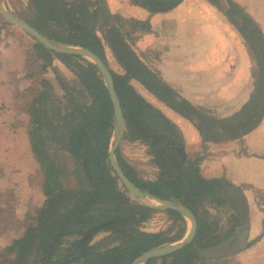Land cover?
Returning <instances> with one entry per match:
<instances>
[{"label":"trees","instance_id":"16d2710c","mask_svg":"<svg viewBox=\"0 0 264 264\" xmlns=\"http://www.w3.org/2000/svg\"><path fill=\"white\" fill-rule=\"evenodd\" d=\"M180 1L132 0L151 13L167 11ZM208 1L220 7V0ZM10 12L47 38L87 47L102 59L111 72L123 111L124 139L150 141V130L179 138L174 124L136 92L130 79H136L183 115L197 111L185 100L177 103L175 91L131 49L128 42L134 40V33L149 29L146 21L111 13L105 0H26L22 9ZM225 15L256 52L262 66L264 35L258 25L233 3L227 7ZM3 23L10 26L5 19ZM106 48L123 73L109 67ZM28 51L25 71L33 80V86L28 88L30 98L25 102L30 117L28 134L40 164L43 193L47 198H56L57 203L49 213L39 209L15 221L16 228L28 219L23 233L0 251V264H44L62 251L63 259H69L62 264H131L142 252L182 238L188 225L175 210L164 211L169 223L163 230L140 229L157 210L134 201L109 164L107 152L113 130V106L95 64L80 55L54 52L35 40ZM54 58L74 75L73 79L66 78L52 66ZM48 69L54 72L61 95L44 76ZM263 113L264 82L258 77L249 100L240 110L222 119L202 117L214 123L224 136L236 138L253 129ZM115 157L138 189L157 198L182 203L196 217L197 230L191 243L143 264H208L198 254V249L221 242L239 221L238 214L230 215L229 226L221 231L210 222L213 216L206 208L207 204L221 206L229 201V183L221 178L203 177L199 172L200 155L175 166L157 157L160 170L156 180L140 178L119 149ZM4 221L10 222L9 219ZM92 228L96 229L80 243ZM102 229L110 230V234L89 244L93 233ZM70 238L74 239L61 250Z\"/></svg>","mask_w":264,"mask_h":264},{"label":"crops","instance_id":"0c3cea01","mask_svg":"<svg viewBox=\"0 0 264 264\" xmlns=\"http://www.w3.org/2000/svg\"><path fill=\"white\" fill-rule=\"evenodd\" d=\"M21 2L26 4V0ZM105 2L111 13L149 24L148 30L134 33V40L128 42L131 49L175 91L177 103L185 100L197 109L195 113L190 111L183 115L136 79H130L136 92L176 127L179 138L167 136L177 142L178 154H173V164L157 156L153 148L155 142L150 137L152 130L149 131L150 141L146 142L124 139V130L118 147L121 154L145 180L158 178L157 157L175 166L200 155V174L205 178L224 179L229 186H234L243 194L248 214L246 247L228 256L204 259L208 264H264V113L253 129L236 138L224 136L214 123H208L202 117L222 119L231 116L249 100L258 77L264 82V56L260 59L263 60L261 66L256 52L225 15L232 3L238 5L264 35V0H220V7L208 0H181L167 11L154 13L132 0ZM4 5L9 12L13 9L9 0H4ZM2 17L0 12V208L21 218L35 209L44 211L49 199L43 193L40 164L31 148L30 117L25 106L29 99L28 88L33 85V80L26 76L25 65L34 39L9 22L10 26L5 25ZM106 57L108 65H113L112 70L124 72L109 48H106ZM52 66L63 73L66 69L56 58L52 60ZM44 76L54 85L52 69H48ZM20 97L26 99L20 103ZM180 147H183L185 157L180 154ZM229 186V201L221 206L207 204L206 208L214 213L213 209L231 206V215L238 214L239 217L235 226L238 237L241 232L238 229L239 204L233 205L230 194H236ZM150 221L158 223L153 231L163 230L169 223L163 210H157L141 225ZM233 232L231 236L234 237ZM18 234L0 236L3 241L0 247ZM109 234L98 231L89 244Z\"/></svg>","mask_w":264,"mask_h":264},{"label":"water","instance_id":"95a60500","mask_svg":"<svg viewBox=\"0 0 264 264\" xmlns=\"http://www.w3.org/2000/svg\"><path fill=\"white\" fill-rule=\"evenodd\" d=\"M0 12L7 22L20 28L25 33H27L32 39L41 43L46 48L58 53L80 55L95 64L102 77V80L108 91L113 106V130L109 139L108 152H107L108 161L112 170L118 177L120 183L126 189L129 196L138 204L149 207L154 210H163V211L169 209L175 210L178 213H180L188 222V229L185 232V234L182 236V238H180L175 242L165 244L159 247L151 248L147 251L142 252L141 254H139L137 257L134 258L131 264H143L146 260L150 258L167 255L191 243L194 240L197 230V221L193 212L182 203H179L174 200L157 198L151 196L146 192L141 191L128 179V177L123 172L122 168L119 166L117 162V159L115 157V151L118 149L119 144L123 138V134L125 130V120L119 98L114 89L113 77L111 75L108 66L102 61V59H100L93 51H91L87 47L63 44L47 38L46 36L41 34L37 29L31 26L29 23L12 15L6 9L4 5V0H0ZM150 137L152 141L167 142L169 139L165 135L154 130L150 131ZM179 152L183 157H185L183 147L179 148ZM229 189H231L232 193L236 194L234 200L239 204L241 226L238 227V229L240 230L241 227H244V229H242V231L238 234L237 239L234 241H233L234 237L230 236L228 239L216 245L207 248L198 249L199 255L202 256L203 258H218V257L228 256L232 253L242 250L247 245L248 214L246 208V200L243 194L239 193L234 186L230 185ZM56 203H57L56 198L54 197L49 198L46 202L44 212L45 213L51 212L55 207ZM94 229L96 228H92L89 232H87L86 235L80 240V243H83L86 240V238L89 236L90 232L93 231ZM68 261L69 259L56 261V258L53 257L52 260L47 259L44 264H62Z\"/></svg>","mask_w":264,"mask_h":264},{"label":"rangeland","instance_id":"374dc122","mask_svg":"<svg viewBox=\"0 0 264 264\" xmlns=\"http://www.w3.org/2000/svg\"><path fill=\"white\" fill-rule=\"evenodd\" d=\"M20 1V2H19ZM9 3L11 5V7L13 9H22L24 7V3L21 2V0H9ZM109 67H113V65H110L109 64ZM66 68V67H65ZM119 69L121 67H118ZM63 75L68 78V79H73L74 78V75L66 68ZM53 85V84H52ZM33 86V85H32ZM54 89H55V92L58 94V95H61L62 94V90L61 88L59 87V84L56 80V78L54 79V85H53ZM141 88V87H140ZM142 90L145 91V89L142 87L141 88ZM27 97L30 98V94L28 96L27 94ZM26 98H22L20 97L19 100H20V103L22 101H24ZM140 147V146H138ZM141 148V147H140ZM231 206L229 207H222L220 209H217V210H214V213H212V216L213 218L211 219L210 222L213 223L214 226H216L219 230L221 231H224L228 226H229V219H230V215L232 213L231 211ZM35 213L37 212L36 209L34 211ZM34 212H30L31 214H34ZM11 212L6 210V209H1L0 208V232L3 231L2 234H0V236L2 235H7V236H11L13 233L15 232H18L19 236L23 233L26 225H27V222H28V219L25 221L26 223L25 224H21V226H18V227H14V223L15 221L19 219V216L16 217V215L13 214V216L10 214ZM5 219H9L10 222H5L4 220ZM157 222V220H155ZM24 226V227H23ZM158 227V223H153L152 221H150L148 224H143L140 226V229L143 230V231H153L154 229H156ZM19 230V231H18ZM100 232L102 233H105V232H109L110 233V230L108 229H102L100 230ZM18 236V237H19ZM17 238V237H16ZM73 240V239H67L66 242L63 243L62 245V249L63 250L64 246L67 247L68 246V243ZM3 241H0V244H2ZM10 243V242H9ZM8 243V244H9ZM250 244L251 241L249 242ZM6 244V245H8ZM5 245V246H6ZM1 246V245H0ZM0 247V251L5 247ZM56 258V261L57 260H66V259H63L64 257V254L62 252L58 253L57 255L54 256Z\"/></svg>","mask_w":264,"mask_h":264},{"label":"flooded vegetation","instance_id":"af4514ba","mask_svg":"<svg viewBox=\"0 0 264 264\" xmlns=\"http://www.w3.org/2000/svg\"><path fill=\"white\" fill-rule=\"evenodd\" d=\"M164 135V134H163ZM166 137H168L169 139H168V141L167 142H162V141H154L155 142V144H154V152H155V154L157 155V156H162L163 157V159H165L166 160V162H171V164H173L174 163V160L172 159V156H173V154H175V153H177L178 154V150H176V143L177 142H174L173 140H171V138L169 137V136H167L166 135ZM153 144V143H152ZM164 155H166L167 157H165ZM172 159V160H171ZM231 196H232V202H233V205L234 206H237L238 204H237V202L234 200V198H235V195H233V194H230ZM241 225H239V227H240ZM242 229H244V227H241V229H240V231H242ZM233 231H235V232H233V234L235 235L234 236V238H233V241L234 240H236L237 239V231H236V228L233 230ZM98 232V231H97ZM97 232H95V233H93V235L91 236V239H92V237L97 233ZM232 234H230L228 237H226V239H228L230 236H231ZM82 239V238H81ZM80 239V240H81ZM90 239V240H91ZM225 239V240H226ZM72 241V240H71ZM222 241H224V240H222ZM221 241V242H222ZM93 244V243H92ZM68 246H69V244H68ZM67 246V247H68ZM67 247H63L64 249L65 248H67ZM62 249V248H61ZM199 254V253H198Z\"/></svg>","mask_w":264,"mask_h":264}]
</instances>
